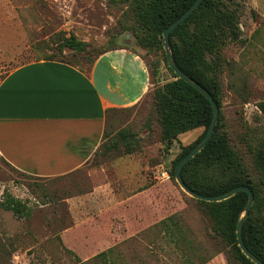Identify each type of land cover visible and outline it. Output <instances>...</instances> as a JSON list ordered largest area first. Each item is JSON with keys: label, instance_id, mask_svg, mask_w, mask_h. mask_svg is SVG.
Returning a JSON list of instances; mask_svg holds the SVG:
<instances>
[{"label": "rangeland", "instance_id": "1", "mask_svg": "<svg viewBox=\"0 0 264 264\" xmlns=\"http://www.w3.org/2000/svg\"><path fill=\"white\" fill-rule=\"evenodd\" d=\"M223 1L238 4L239 38L222 50L218 118L256 182L253 151L264 143V113L257 108L264 102V0ZM129 19L127 5L119 0H0V81L21 65L45 59L87 70L96 52L112 45L133 47L151 64L148 94L134 106L109 112L102 142L79 170L37 178L0 157V264H75V256L83 262L106 248L85 253L87 243L106 240L117 246L125 262L185 264L186 253L154 228L174 214L205 264H231L229 248L212 232L202 205L168 172L202 129L179 135L169 149L160 142L153 97L171 74L162 63L163 47L146 51L136 46L131 32L124 30ZM66 38L84 43L86 50L60 48ZM94 188L97 198L90 203L87 196ZM8 195L22 203L27 216L15 217L1 207ZM75 197L81 202L69 205L66 199ZM133 224L136 229L127 231ZM68 228L75 231L65 237L66 248L60 234ZM70 245L79 253H67Z\"/></svg>", "mask_w": 264, "mask_h": 264}, {"label": "trees", "instance_id": "2", "mask_svg": "<svg viewBox=\"0 0 264 264\" xmlns=\"http://www.w3.org/2000/svg\"><path fill=\"white\" fill-rule=\"evenodd\" d=\"M119 2L127 5L130 16L124 30L131 32L137 47L155 51L162 49V31L181 16L195 0H119ZM238 24L237 3L202 0L192 14L169 34L170 51L175 65L212 96L218 110L220 108L218 71L224 63L222 50L227 43L239 38ZM60 48L82 53L86 50V45L74 38H66L61 41ZM118 48L130 49L140 56L133 47L112 45L97 51L91 65L100 55ZM162 63L171 74V80L157 89L153 97L160 125V142L165 149H169L179 135L202 129L198 138L184 147L172 161L168 171L172 177L176 164L206 134L212 119V109L202 95L173 74L166 65L164 55ZM145 65L150 81L151 64ZM159 66L160 62L155 64L154 68L158 69ZM257 108L264 113V102L259 103ZM122 109L126 108L109 109L106 119L110 111ZM253 168L257 176L256 182L250 178L243 159L230 146L221 118H218L208 143L182 167L180 174L186 186L200 195L216 196L237 186H247L252 190L254 200L242 225L241 235L246 248L264 264V143L253 151ZM195 201L204 208L212 232L229 248L231 264H253L240 252L235 238V225L239 213L246 204V193L239 192L227 200L214 203ZM1 207L15 217L28 215V210H23L22 203L9 195L3 200ZM154 228L162 231L175 249L180 248L186 253L185 264H195L194 259H198L200 264L206 263V259H202L199 250L184 231L178 215L162 219ZM64 250L72 254L71 251ZM75 258V264H137L134 258L125 262L119 257L117 246L83 262L78 257Z\"/></svg>", "mask_w": 264, "mask_h": 264}, {"label": "crops", "instance_id": "3", "mask_svg": "<svg viewBox=\"0 0 264 264\" xmlns=\"http://www.w3.org/2000/svg\"><path fill=\"white\" fill-rule=\"evenodd\" d=\"M149 89L144 60L127 48L100 55L87 70L57 61L21 65L0 81V157L28 176L71 174L102 142L108 110L135 105ZM96 191L87 196L88 202L97 198ZM66 200L71 206L81 202L80 197ZM131 226L127 231L138 224ZM73 231H62L63 244ZM73 240L81 248L78 238ZM108 243H87L85 253L104 246L106 251ZM68 249L79 253L75 246Z\"/></svg>", "mask_w": 264, "mask_h": 264}, {"label": "water", "instance_id": "4", "mask_svg": "<svg viewBox=\"0 0 264 264\" xmlns=\"http://www.w3.org/2000/svg\"><path fill=\"white\" fill-rule=\"evenodd\" d=\"M202 0H195V2L176 20H174L169 26H167L162 31V47L164 51L165 56V62L167 67L173 72L175 76H177L178 79L182 80L184 83H186L188 86L196 90L200 95H202L210 104L212 109V119L210 122V125L206 131V134L202 138V140L188 153L186 154L175 166L174 168V179L177 183V185L183 190L188 196H190L194 200L208 202V203H214V202H220L229 199L230 197L234 196L236 193L244 192L247 195V201L245 206L243 207L242 211L240 212L238 219L236 221L235 225V238L237 242V246L240 250V252L253 264H263L256 256H254L244 245L241 231H242V225L244 221L246 220L248 216V212L250 207L253 204L254 195L252 190L247 186H237L235 188H232L231 190L220 194L216 196H205L200 195L189 189L186 184L184 183L182 177H181V169L182 167L191 159L193 158L198 152H200L205 145L210 140L214 127L218 120V108L216 106V103L212 96L199 84H197L194 80L189 78L187 75H185L174 63L172 54L170 51V44H169V34L178 26L180 25L185 19H187L192 12L200 5Z\"/></svg>", "mask_w": 264, "mask_h": 264}]
</instances>
